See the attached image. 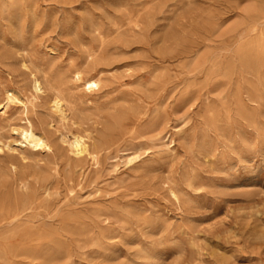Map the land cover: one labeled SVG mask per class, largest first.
I'll list each match as a JSON object with an SVG mask.
<instances>
[{
    "label": "rangeland",
    "instance_id": "obj_1",
    "mask_svg": "<svg viewBox=\"0 0 264 264\" xmlns=\"http://www.w3.org/2000/svg\"><path fill=\"white\" fill-rule=\"evenodd\" d=\"M8 89L0 264H264V0H0Z\"/></svg>",
    "mask_w": 264,
    "mask_h": 264
},
{
    "label": "bare ground",
    "instance_id": "obj_2",
    "mask_svg": "<svg viewBox=\"0 0 264 264\" xmlns=\"http://www.w3.org/2000/svg\"><path fill=\"white\" fill-rule=\"evenodd\" d=\"M143 13V12H142ZM27 15V14H26ZM106 22V21H105ZM98 32V31H97ZM68 43V42H67ZM129 47V46H128ZM93 52V51H92ZM94 54V53H93ZM91 55V54H90ZM26 66V65H25ZM32 76V75H31ZM74 79L77 82L82 83L85 87V89L87 90H92L93 88L98 86V81L92 80L90 78H88L87 76H85L82 71L77 70L74 72ZM35 89L39 90L41 88V83L38 79L34 80L33 83ZM6 91V90H5ZM41 95V94H40ZM6 103H2L0 104L1 108H6L7 106H9L10 103H15L16 105H21L23 106L25 109L26 107H28V102L27 100H25L24 98H22L19 94H17L15 91L13 90H7L6 91ZM155 100V99H154ZM83 104V103H82ZM241 104V103H240ZM50 107L53 110L54 113L58 114V117L66 118L67 117V109L65 108V103L63 102V97L60 96L59 93H55L54 95H52V97L50 98ZM68 107V105H67ZM4 111V109L2 110ZM6 112V111H5ZM3 114V113H2ZM5 114V113H4ZM60 119V118H59ZM67 119V118H66ZM65 119V120H66ZM61 120V119H60ZM30 122V121H29ZM101 125V124H100ZM74 127V126H73ZM20 129V128H18ZM18 131V130H17ZM58 132V131H57ZM19 134L22 138V143H24L27 146H44L47 147V141L45 136H43L41 133H39L38 131H36L33 126H30L29 128L26 129H20L19 130ZM88 135V134H87ZM70 139V138H69ZM62 143V142H61ZM21 145V143H20ZM13 146V145H12ZM70 146L72 148V150L77 154L80 155L84 152L85 150V146L84 144L81 142V140L79 138H75L73 140V142L70 143ZM167 146V145H166ZM14 152V151H13ZM45 153V152H44ZM38 161V160H37ZM131 161V160H130ZM130 164V163H129ZM174 194V193H173ZM212 208V207H211Z\"/></svg>",
    "mask_w": 264,
    "mask_h": 264
}]
</instances>
